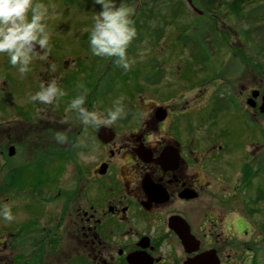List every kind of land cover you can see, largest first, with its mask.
<instances>
[{
	"label": "flooded vegetation",
	"instance_id": "flooded-vegetation-1",
	"mask_svg": "<svg viewBox=\"0 0 264 264\" xmlns=\"http://www.w3.org/2000/svg\"><path fill=\"white\" fill-rule=\"evenodd\" d=\"M212 3L232 16L210 29L232 43V64L221 61L215 84L177 95L150 89L153 100L134 82L136 107L117 127L85 126L75 116L61 122L84 89L91 111L105 113L119 96L126 104L127 82L140 71L92 56L88 31L62 34L76 22L51 36L55 72L35 61L21 78L0 57V208L15 217L1 220L0 264H264V225H255L264 213L255 206L264 201V41L252 27L264 26V0ZM160 23L152 43L171 24ZM179 33L176 41L186 45ZM145 38L138 33L128 54ZM52 78L67 95L55 106L29 103L28 93ZM58 132L75 147L71 178L47 181L46 153L66 152ZM29 166L40 178H19Z\"/></svg>",
	"mask_w": 264,
	"mask_h": 264
},
{
	"label": "rangeland",
	"instance_id": "rangeland-1",
	"mask_svg": "<svg viewBox=\"0 0 264 264\" xmlns=\"http://www.w3.org/2000/svg\"><path fill=\"white\" fill-rule=\"evenodd\" d=\"M180 1L182 2L181 4H179ZM192 1L201 13L195 14L186 6L184 0H117L118 5L123 4L133 9L132 19L135 24L143 21L144 13L148 14L144 21L148 22V25L153 28L157 27L159 22H171L168 25L164 24L163 37L157 43L151 42L152 38L149 35H152V29L149 32L146 31L148 38H145L144 30H140L139 34L145 40L136 49L137 54H129L135 60L134 65H137L140 71L136 81H134L133 77H130L127 82L126 110L134 111L136 107L135 97L133 98L135 93L134 82L143 89L140 94L143 98L153 100L150 89L158 88V90L166 94V91L172 88L174 95H177L182 93V89L191 87L196 89V87L206 86L209 83L215 84L217 83V72L221 61L223 60V62L227 63V66L232 64V60L227 59V56H230L232 51V43L222 33L213 31V29L212 31L210 30L213 28V22L220 20L221 15H224L223 18L227 22H232L230 18L232 16L224 14L227 7L223 6L220 9L219 6H215L214 8L212 0L210 2L206 0ZM38 2L49 5L50 18L48 26L52 33L51 36L57 34L60 25L67 24L68 27L69 24H74L73 22H76L78 26L68 27L62 34L67 35L65 33L68 31L69 34L86 33L89 28V22H92V24L94 22L92 17L96 12L100 11V6L94 4L93 0H38ZM228 4L230 9L234 5L233 2H228ZM234 7L233 10L236 11V7ZM237 12L241 13V10ZM172 13L175 15L174 18H172ZM239 18L240 21H243L241 16ZM183 22H186V28H184L186 31L183 32L180 29L179 33V26L181 27ZM197 22H208V25L205 27L203 23L200 25ZM252 27L256 35L259 36L258 39L262 37L261 41H264V26L262 22H257ZM160 29L161 26H158V34ZM178 33L180 37L186 36V45L182 44L183 39H181L182 41H176ZM206 33L210 35V38H205V41L204 36ZM172 36L175 37L173 38ZM172 39L174 40L171 41ZM53 44L55 45V43ZM59 44H62V41ZM258 46H255L256 50H258ZM152 62L155 66L151 64ZM158 77V82L155 85H151L149 80L151 78L157 79ZM130 92H132L131 96ZM165 97V95L161 96V98ZM113 126L117 127L118 124L115 123ZM61 146L66 152L53 149L46 153L45 166L42 169L41 178L47 181H56L61 178L69 180L71 178L72 169L69 162L72 158L71 155L75 152V147L71 143V139L61 143ZM82 156L85 159L87 157L85 154H82ZM23 171L24 173L19 178L31 180L40 178L39 170H35L31 166ZM262 203L264 201H259L255 206L264 211V204ZM1 220L3 219L0 218V224H2ZM262 220H264V213L256 219L255 225H264Z\"/></svg>",
	"mask_w": 264,
	"mask_h": 264
},
{
	"label": "clouds",
	"instance_id": "clouds-1",
	"mask_svg": "<svg viewBox=\"0 0 264 264\" xmlns=\"http://www.w3.org/2000/svg\"><path fill=\"white\" fill-rule=\"evenodd\" d=\"M100 6L93 24L88 31V46L92 56L109 59L125 71H130L135 60L128 54V49L137 37V30L132 19L133 9L117 0H93ZM49 5L38 0H0V57L6 56L11 66L16 68L21 78L32 71L35 61L49 63L52 72L55 63L49 62L52 52ZM83 88V85H79ZM67 95L56 78L40 80L38 90L27 95L29 103L55 106ZM125 97L119 96L112 102V107L105 113L91 111L86 107L87 89L74 96L64 109L62 123H69L73 116L82 125L93 128L110 127L127 116ZM147 116L144 117L146 119ZM58 143L68 140L65 133L55 134ZM0 218L12 222L15 217L11 208H0Z\"/></svg>",
	"mask_w": 264,
	"mask_h": 264
},
{
	"label": "trees",
	"instance_id": "trees-1",
	"mask_svg": "<svg viewBox=\"0 0 264 264\" xmlns=\"http://www.w3.org/2000/svg\"><path fill=\"white\" fill-rule=\"evenodd\" d=\"M179 4H181V2ZM147 15L148 14L144 13V15H143V21H142L143 23L145 22L144 19L147 17ZM174 17H175V15L172 13V18H174ZM135 27H136L137 33H139L138 32L139 31V27L138 26H135ZM146 29H148V28H146ZM148 77H150V76H148Z\"/></svg>",
	"mask_w": 264,
	"mask_h": 264
},
{
	"label": "water",
	"instance_id": "water-1",
	"mask_svg": "<svg viewBox=\"0 0 264 264\" xmlns=\"http://www.w3.org/2000/svg\"><path fill=\"white\" fill-rule=\"evenodd\" d=\"M190 1V0H188ZM196 10V9H195ZM264 108V105H261L260 109H263ZM163 110V111H162ZM158 112L161 116H163L165 114V110L162 109L161 107H158Z\"/></svg>",
	"mask_w": 264,
	"mask_h": 264
}]
</instances>
